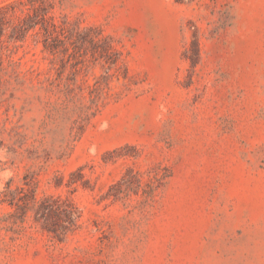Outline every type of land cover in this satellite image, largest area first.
<instances>
[{"label":"rangeland","instance_id":"1","mask_svg":"<svg viewBox=\"0 0 264 264\" xmlns=\"http://www.w3.org/2000/svg\"><path fill=\"white\" fill-rule=\"evenodd\" d=\"M0 264H264V0H0Z\"/></svg>","mask_w":264,"mask_h":264}]
</instances>
